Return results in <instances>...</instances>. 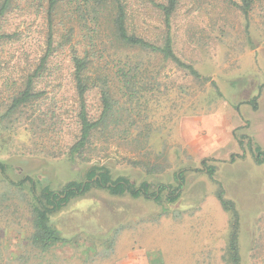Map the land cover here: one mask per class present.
<instances>
[{
    "label": "rangeland",
    "instance_id": "374dc122",
    "mask_svg": "<svg viewBox=\"0 0 264 264\" xmlns=\"http://www.w3.org/2000/svg\"><path fill=\"white\" fill-rule=\"evenodd\" d=\"M38 2L12 0L0 22L17 34L0 39V264H231L233 228L239 264H264V164L254 161L255 147L264 150V0H255L247 22L229 0H179L172 49L201 79L115 38L108 4L56 9L57 33L41 64L48 21L47 3L41 9ZM131 2L129 30L161 46L158 9ZM96 12L99 26L91 22ZM72 46L87 54L97 79L86 95L89 117L102 113L101 90L113 106L70 157L80 136ZM29 77L40 94L11 109ZM92 168L136 188L147 183L150 195L169 189L156 202L92 185L49 216L64 241L42 249L34 194L85 182ZM178 189L179 198L167 202L165 194Z\"/></svg>",
    "mask_w": 264,
    "mask_h": 264
},
{
    "label": "trees",
    "instance_id": "16d2710c",
    "mask_svg": "<svg viewBox=\"0 0 264 264\" xmlns=\"http://www.w3.org/2000/svg\"><path fill=\"white\" fill-rule=\"evenodd\" d=\"M12 0H0V22L4 16L5 11L8 9ZM132 0H39V5L42 9L41 4L47 3V8L45 10L47 14L48 21V31L46 38L47 42V54L41 61L44 63L46 57L50 53V48L52 45V38H54L57 30H54L53 15L56 9H60L62 4L65 2L68 5L72 3H80L81 6L86 7V5L92 4L94 7H104L105 5H111L114 11L112 14V27L114 32V37L118 38L122 43L131 47H138L143 50H148L151 53L159 54L164 59L171 61L177 67L186 70L189 75L194 78L201 79L199 73L193 68V66L183 63L174 53L172 49V41L170 35V18L176 11L179 0H148L150 4L158 9L160 16L166 28L165 38L161 46L154 45L144 39L143 37L131 32L128 26L129 12L132 7ZM137 1L140 0H134ZM229 2L238 8L240 13L244 16L245 21H248L249 14L252 10L255 0H238L237 3L229 0ZM85 3V4H84ZM96 17L91 19V22L96 26V22L100 20L99 12H96ZM62 24V23H61ZM64 25V24H62ZM16 32L7 33L2 29L0 25V39L3 38H16ZM62 36V35H61ZM64 38V37H62ZM70 61L72 63V82L74 86V91L76 95V102L78 104V111L76 114L77 123L80 128V136L78 140L69 149V156L72 157L75 153H79L83 150L86 145L90 142L92 133L100 127L104 120L109 116L108 114L112 111L113 103H111V98L107 91L100 92V102L102 105V113L98 119H91L88 115L86 106V95L93 88L97 87V79L94 78L89 69V63L87 54L79 55L75 50V46L71 48ZM41 66H39L40 68ZM36 75V74H35ZM126 82L128 80L126 79ZM215 87V83L212 82ZM40 92H35L32 89V78L29 77L24 89L20 92L18 98L12 101L11 109L29 102L33 98H37ZM254 106V100L249 102V104ZM254 161L256 164H264V150L259 147H255L254 150ZM209 176L214 173V167H209L206 169ZM176 179L182 185L183 176L182 172L176 175ZM31 182V181H30ZM92 185L98 188L106 189L111 195L121 196L128 193L133 198H138L144 196L145 198H153L156 202L161 201L160 193L167 191L168 187L158 186L157 190L150 195L149 185L147 183H141L139 187H134L133 184L125 177H118L112 179L110 173L105 168H92L87 172L86 181L77 183H68L61 192H55L50 190L48 187L42 189L40 195H35V201L37 207L34 210L35 220L34 225L37 230V241L41 244L42 249L46 250L50 245L61 243L64 239L61 237L60 233L49 225V216L62 209V207L73 197L82 195L87 192ZM34 191V190H33ZM179 191L176 190L175 194H165L167 202L172 203L179 198ZM218 200L225 211H228L231 207L230 202L225 201L222 194L219 193ZM237 222L234 221L236 226ZM229 260L231 264H239L238 257V246H237V234L233 228L231 238L228 244Z\"/></svg>",
    "mask_w": 264,
    "mask_h": 264
}]
</instances>
